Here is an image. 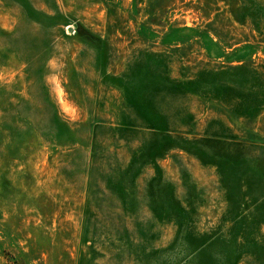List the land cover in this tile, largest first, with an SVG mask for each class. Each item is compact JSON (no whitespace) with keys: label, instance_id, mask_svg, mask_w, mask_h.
Wrapping results in <instances>:
<instances>
[{"label":"rangeland","instance_id":"1","mask_svg":"<svg viewBox=\"0 0 264 264\" xmlns=\"http://www.w3.org/2000/svg\"><path fill=\"white\" fill-rule=\"evenodd\" d=\"M0 264H264V0H0Z\"/></svg>","mask_w":264,"mask_h":264}]
</instances>
